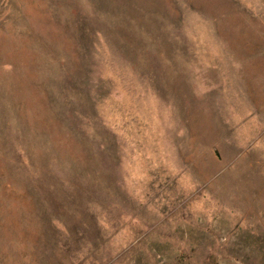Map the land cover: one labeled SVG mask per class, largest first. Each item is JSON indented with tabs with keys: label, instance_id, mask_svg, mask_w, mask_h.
I'll return each instance as SVG.
<instances>
[{
	"label": "rangeland",
	"instance_id": "1",
	"mask_svg": "<svg viewBox=\"0 0 264 264\" xmlns=\"http://www.w3.org/2000/svg\"><path fill=\"white\" fill-rule=\"evenodd\" d=\"M0 264H264V0H0Z\"/></svg>",
	"mask_w": 264,
	"mask_h": 264
}]
</instances>
